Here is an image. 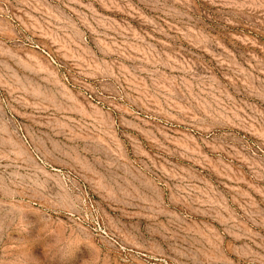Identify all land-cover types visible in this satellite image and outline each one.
<instances>
[{"label":"rangeland","instance_id":"374dc122","mask_svg":"<svg viewBox=\"0 0 264 264\" xmlns=\"http://www.w3.org/2000/svg\"><path fill=\"white\" fill-rule=\"evenodd\" d=\"M0 264H264V0H0Z\"/></svg>","mask_w":264,"mask_h":264}]
</instances>
